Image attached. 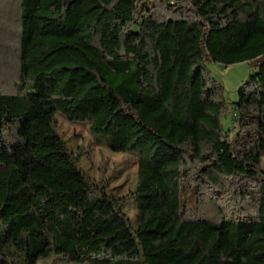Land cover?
<instances>
[{"label":"trees","instance_id":"obj_1","mask_svg":"<svg viewBox=\"0 0 264 264\" xmlns=\"http://www.w3.org/2000/svg\"><path fill=\"white\" fill-rule=\"evenodd\" d=\"M15 20L0 264H264V0H0V41ZM211 62L256 65L236 102ZM59 113L95 137L116 125L120 150L139 152L132 191L88 175Z\"/></svg>","mask_w":264,"mask_h":264},{"label":"rangeland","instance_id":"obj_2","mask_svg":"<svg viewBox=\"0 0 264 264\" xmlns=\"http://www.w3.org/2000/svg\"><path fill=\"white\" fill-rule=\"evenodd\" d=\"M16 18V17H15ZM135 29V28H133ZM8 33L0 41L1 54L6 55L9 65L16 62L20 43L21 28L18 22L8 23ZM0 54V55H1ZM213 75L224 85L225 96L231 102L238 99L240 86L246 82L249 76L257 71L255 64L241 62L232 65L211 62L208 64ZM59 131L66 138L70 149L81 152L80 163L84 170L94 181H102L107 184L108 190L113 196L123 197L132 191L137 184L138 175V150L122 152L114 139L116 125L106 134L95 137L89 123L68 120L64 115L57 114ZM234 108L223 117L225 130L232 129L236 124ZM236 134L234 135V137ZM262 168L264 169V154L262 155ZM125 211L130 216L133 224L137 223V200H131L125 206ZM37 264H78L62 256L41 258Z\"/></svg>","mask_w":264,"mask_h":264},{"label":"built area","instance_id":"obj_3","mask_svg":"<svg viewBox=\"0 0 264 264\" xmlns=\"http://www.w3.org/2000/svg\"><path fill=\"white\" fill-rule=\"evenodd\" d=\"M236 114V113H235Z\"/></svg>","mask_w":264,"mask_h":264}]
</instances>
